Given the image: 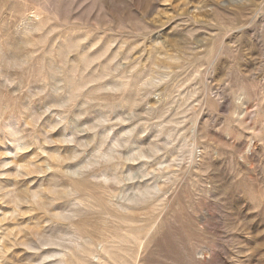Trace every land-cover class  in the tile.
<instances>
[{
  "label": "rangeland",
  "instance_id": "obj_1",
  "mask_svg": "<svg viewBox=\"0 0 264 264\" xmlns=\"http://www.w3.org/2000/svg\"><path fill=\"white\" fill-rule=\"evenodd\" d=\"M0 264H264V0H0Z\"/></svg>",
  "mask_w": 264,
  "mask_h": 264
}]
</instances>
